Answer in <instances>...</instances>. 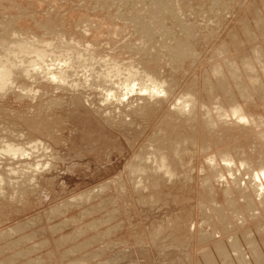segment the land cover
Returning <instances> with one entry per match:
<instances>
[{"label": "bare ground", "instance_id": "bare-ground-1", "mask_svg": "<svg viewBox=\"0 0 264 264\" xmlns=\"http://www.w3.org/2000/svg\"><path fill=\"white\" fill-rule=\"evenodd\" d=\"M151 1L153 2L154 0H95L93 4H90L91 7L88 5L89 3H86L87 5H85V3L82 2L85 5L84 7L88 6V9H85V11L92 9V12L90 13L91 10L89 12H84V14L88 13V15H82L80 19H78L79 17H76L78 21L73 19L75 23H73V21L67 22L65 20H61V16V19L59 20L58 18H55V10L58 12L55 6V14H52L54 17H47L46 19H49V22L43 21L42 23L40 22L41 20L39 21L38 19L36 20L32 17L34 15L33 13L28 19V14L32 11H30L29 8L27 9L25 6H23L25 8H21L22 3H16L14 0L16 7L26 9L27 12L24 11L21 13L19 10L9 7L8 5L7 10H11L12 8L15 11L13 12V15L11 14V16L7 13L9 20H3L4 22L1 20L0 22V30L2 29V32L0 33V102L6 104V102L14 97L15 101L19 103L18 105H20L23 110L17 111L12 109L10 110L11 114L0 115V220H10V215L12 214L10 211L15 209H11L13 204H22L24 207L30 206L32 202L31 197L38 195L41 188V179L45 180L47 173L55 169L58 162H62L61 160L63 159L62 157H59L58 148H60L66 140L64 132H66L67 121L57 110L63 109L66 98L65 96L70 95L72 96V99L79 101L80 99L81 101L83 100L82 102L88 104L92 108V111L109 127H124L127 125L133 126L132 124L135 123V119L147 120L151 116L150 113L155 112V108L160 106L162 101H171V98H174L175 95L173 87H171L169 83L164 80V69L167 65L166 62L169 61V57H172V59H175L177 62H182L186 59V57L192 58L193 47L191 45V39H193V36L191 33L190 35L188 34L186 38L184 35V39L177 38L179 39L178 42L180 40L182 41L179 42L181 45L179 47L171 45L172 41L169 35H174L172 34L173 30H171V23L172 21H175V24H173L174 27H181L183 22L180 21L179 18H185L188 13H192L195 9L194 5L196 4L193 3L196 1L171 0L174 4L173 8L170 10L172 13L170 12L171 15L165 17L162 14L163 11L167 12V10L163 1L161 4H158L161 1L159 0V2L156 0L155 2L158 3L157 6L154 4L155 8H153V4L151 5ZM214 1L215 0H213V2ZM226 1L227 0H223L225 3ZM230 1L232 0H229V2ZM234 1L239 2L237 0ZM69 2L66 3L67 6ZM72 2H77V0H73ZM223 2L220 3L224 4ZM262 2V8L264 9V1ZM72 5L69 4V8ZM76 5L74 4L77 8ZM150 6L158 12L161 11L162 14L157 13L158 16L156 18L153 17L154 15H152L153 18H146L148 13L147 11H152ZM1 7L2 6H0V8ZM51 7H53V5ZM82 7L83 5L78 8ZM109 7L111 9H109ZM195 7L197 6L195 5ZM228 7L230 8V6ZM101 8L103 10L106 9L107 12L108 8L109 15H106L105 11H103V15ZM192 8L193 10L191 11ZM210 8H212L211 4ZM129 9L131 10L130 12ZM10 10L9 12H12ZM52 10L53 8L51 11ZM66 10H64V13L62 14L64 17L66 15L65 13L68 11ZM82 10L83 9H81V11ZM95 10L99 13L89 15ZM1 11L2 16H6V8ZM81 11L80 13H82ZM227 11L225 13H227ZM259 12L260 11H258V14ZM23 13L25 14L23 15ZM60 13L61 12H58L56 16L59 17ZM80 13L78 12L77 14L79 15ZM223 15L224 14H222V16ZM38 16L34 15L36 18H38ZM8 17L6 19H8ZM31 17L33 20H30ZM261 17H264V15ZM40 18L41 17H39V19ZM118 18L121 21L118 20ZM67 19L70 18L67 17ZM260 20H258V22ZM222 22L224 23V20ZM262 24L261 26H263ZM10 26L14 28H11ZM177 29L179 30V28ZM185 30L188 32L187 29ZM254 37H256V35ZM256 39L258 38L256 37ZM226 43L220 47V50L218 49V55L230 52L231 49L229 48V45H227L230 43ZM257 48L256 50L259 49ZM263 51L264 48H261V50L259 49L256 53L260 52L262 54ZM230 55L231 54L229 53V56ZM235 56H237L236 59H239L238 54ZM261 56L260 61L263 62L261 66H255L254 61L257 58L252 59L257 56L248 57L251 58L250 60L253 61V64L251 63L250 65V63H246V67L244 66V63L242 64L245 67L243 69H246V71L244 70L242 72H244L247 76H242L244 74H242L240 70L241 76H239V73L236 74L238 70L233 72L236 67H233V70L231 69L229 62H232V57L229 58L230 60H228V66L231 69L229 74L233 75L235 79L230 75V77L234 79L232 80L234 82L229 83L228 80V83H233V89L240 88L245 94H247V92L251 94L253 87L256 90H263L264 55L262 54ZM240 57L242 58L241 55ZM236 59H234V62ZM220 60H222V58ZM220 60L218 58L217 61ZM215 61L216 59L214 62ZM243 61L248 62L245 60ZM243 61L240 62L242 63ZM218 63L216 62V64ZM222 63H224V66L227 64H225V62ZM241 63H239V65H241ZM216 64L212 66H216ZM220 65L219 68H214V71L210 69L214 72L213 76L217 80V87L215 85L213 87V81H211L212 77L210 76V72L208 70L206 72L209 73H206L204 80L209 81L210 84L205 85L203 82L205 87L204 89L206 90L205 94L201 91V89H199L198 83L193 81L194 84L191 82L192 85L190 84L191 86H189V88L187 87L174 98L171 109L162 118L157 129L155 128L156 130L154 134H152L150 138L148 137L149 139L146 143L144 142L145 144H142L140 149L132 158V162H130L127 166V179L124 174L121 173L112 180L98 184L88 191H84L82 194H77L72 199L70 198L71 201L67 202L64 206L59 207V205L58 208H52V210L47 212L49 214L47 217L49 218L48 221H51L53 217H55V219L58 217L63 219L61 221L58 220L60 222L57 221V224L55 223L56 225L52 224V222L48 224L51 235L61 233L66 227L76 225L75 229L72 230V233H66L65 230L63 235L62 233L60 234L61 238L57 239L56 242L59 250L62 246L64 247V245L66 246L68 243L79 241L78 239L84 237L80 240V244L77 243L78 245L74 244L71 247L69 246L67 251L62 252V258L64 257L63 259L72 255L78 256L84 249L96 244L104 245L102 242L106 238H109L108 240L110 242H107V244H110L104 246L103 248H97L98 250L93 253H88L90 254L89 256H87L88 254L86 253V256L80 255L81 257H76L75 260L71 261V264H94L98 258H101L104 253H106L107 250L113 249L116 245H129V243L131 244L130 246H132L133 243L136 245L143 244L146 246L152 244L153 247L155 246L159 248L162 247L161 241L163 238L166 239L172 237L180 246L185 247L187 244L188 234L184 232L185 228L182 224L183 222H181L178 218V220H171L167 224H155L150 231V236L146 235L147 237H142L141 231H135L133 233V236L135 237L133 242H131L126 236H123L121 240H112L113 235L121 228L120 226L114 224V221L117 219V214L119 212L123 213L124 211L125 214L128 215L129 208L132 206L134 207L132 204L134 195L138 198V201L136 200L137 204H149L151 206H155L161 201L160 196L163 186L169 183L175 184L177 182H181L187 188L192 185L196 186V188H199L197 198L199 203L203 201V196H207V199L208 195H210L213 199L208 198V200H213L212 202L215 204H217L216 202L220 196V194L217 193L222 194L223 192H221L220 189V192L217 190L219 186L222 185L223 188L224 186H230L228 187L229 189L226 188L225 192H223L222 196H220L222 199L219 200H226L228 196L225 198V195L232 194L231 192H233L234 195L236 194V196H238V200L241 199L245 201L244 203L247 204L246 207H248L247 209H250L252 215V212L254 211H264V206H261L264 204V133L261 130V133L255 131L256 128H262L264 125V111L260 110L261 106L258 107V109H255L256 106L254 107L253 105L256 101H254L253 98L254 103L251 105L253 102L251 101V97L256 98L253 93L245 96L246 101H249V105L247 104V106L244 99V101L234 102V96L236 97L238 95L237 92V94L234 92V96H230L232 97V103H230L231 101L228 102L229 98H226V100H228L227 102L230 103L227 107L228 104L224 103V98L222 99L224 90L221 91V95V93H219V89L217 88H220L222 85V88L225 87L223 79H225V77L229 74L228 71L226 74L223 70L225 67L222 66V64ZM235 65L237 66V64ZM242 65L241 67H243ZM203 75L205 76V74ZM202 77L199 78L201 79ZM241 77H249L248 80H251V83L246 84V79L241 80ZM256 85H258V88ZM213 88H216L219 92L216 90V93L214 90L215 92H213L216 94H213L211 92V89ZM231 93L232 92H230V94ZM225 94L227 93L225 92ZM241 94L239 97L242 96ZM260 96L258 98H260ZM243 102H245V105L242 104ZM260 102L262 103V101ZM5 104L4 107L6 106ZM65 105L67 104L65 103ZM3 110L7 111L6 108H3ZM6 113H8V111ZM256 130L259 131V129ZM249 132H255L254 135L258 136V139H255V136H253L252 133H250L252 136L248 134ZM241 135H250V138L254 137L253 141H257L254 143L252 139L248 138L249 136H246L248 138L247 140H250L252 142L251 144L254 146L249 144L248 141H245L243 144L248 143L249 146L246 147V144L243 145L246 147H244L243 150L241 148V144V146L239 145L240 147L237 145L233 147L232 145L234 143H231L232 145L228 146L229 149L227 148V150H225L226 152L222 151L223 153L217 155L216 152L218 151H213L214 147H220L222 146V143L224 144L226 142V145H229V143L235 139L240 142V139L238 140L237 137L240 138ZM238 142L236 143L238 144ZM222 148H224V146ZM200 154H204V156L201 157ZM199 156L202 158L200 159L202 162L196 166V160H198L197 158H200ZM260 159L262 160V163L260 162L261 164L257 162L258 160L260 161ZM244 172L251 175V178L249 177L250 181L248 182L245 180L248 186H246L245 191H242L240 182L244 181V179H242L244 176H240L242 180L239 181L240 177H238L237 174L246 175ZM217 184L220 185L216 188ZM232 184L238 185V187L233 189ZM246 184L244 183L243 188ZM231 196L229 197L230 200L233 198L236 201V196L232 198ZM259 197H263L261 202H259L260 200L257 201V198ZM183 200L184 202H189L191 199L186 198ZM235 201L232 202V204H234ZM207 203H205V207ZM244 203L242 202V204ZM238 206L233 207L232 212H234ZM220 207L222 208H216L209 205L208 210L211 214L209 213L210 215H208V212H202V214H205L202 217H206L204 222L209 224L213 223L214 225H223L224 220L226 221L224 215L229 218V215L226 214H228V210H231L232 208H230L229 205H225L227 209L221 205ZM246 207L245 210H247ZM262 208L263 210H261ZM206 209L207 208H204L203 211ZM71 210H74L76 213L74 215H70V217H64V220L63 216ZM238 212L241 213V211ZM235 213L236 212H234V214ZM247 213L250 212L247 210ZM262 214H264V212ZM45 215L47 216V214ZM244 215L245 214H243V218ZM230 216H232V213ZM245 217L246 218H244V220H247V217L249 216L247 215ZM261 217L262 215L260 218ZM37 219L38 218L31 220L29 223L36 224ZM88 219L91 221L87 222L86 220ZM215 219H217L219 223L214 222ZM258 219H256L257 221L252 219L257 222H254V224L246 222L251 226H249L250 228L247 231L242 229V232L240 230L242 234L238 233L240 231L237 232L235 230L236 236L237 233L241 234L236 237V240L232 237V233L230 234L232 236L228 235L229 237H232L229 238L230 240L234 238L233 242H223L221 239H217L218 242L213 240L215 243L214 245L210 242L212 244L211 247L206 244L205 249L203 247L202 252L199 251V256L196 257L197 262L199 264H219L221 262H226L228 258L232 257L231 254L233 255L234 253L237 256L236 259L234 258L236 260L234 262L235 264H264V231L262 228L263 225H259ZM6 221H4V223H6ZM263 221L264 220L261 221L262 223L260 221L259 222L263 224ZM24 224L26 225V223ZM24 224V228H22V226H18L19 228H16L15 225H13L14 227H9L10 231L6 233L4 231V234L6 235L0 239V241L10 239L8 240L10 243L0 247V256L3 257L8 250H12L14 247L19 248L22 245H27L29 243L32 245H29V248L22 249L18 253H14L9 258H6V256L4 258L1 257L2 259L0 258V264H13L19 258H24L25 255H34V253H39L43 248L48 249L49 245H51V241L49 239H43L35 242L37 232L35 234L30 233V231L29 233H25L24 231H27L30 228V225L25 228ZM213 224L210 225L212 226L210 229L211 231H215L216 226ZM228 224H233V226L235 225L234 221L233 223L230 224L229 222ZM228 224L224 227L226 229L227 227L229 229L232 228V225L229 226ZM220 225L216 227V231L221 230ZM237 225L239 226L236 222L235 226ZM244 225L246 226L247 224L244 222ZM203 226L207 228L206 224ZM219 226L220 228H218ZM226 229L224 230L226 231ZM233 229L231 230L235 232ZM237 230H239V228ZM203 231L195 229L194 232L197 236H199L201 234L198 235L197 233H202ZM211 231L208 232L206 238L211 236ZM216 231L212 234L217 235L218 232ZM228 231L232 232L230 230ZM22 232L25 234L18 237L17 235ZM91 232H93V234H91ZM222 233H220L221 236ZM203 236L204 235L202 234V237ZM199 238L200 239L197 237L196 241H201V237ZM209 239L212 238L209 237ZM209 239L207 241H210ZM225 239L227 240V237ZM205 240L206 239L204 238V241ZM204 241L202 240L200 243H203ZM207 241H205V243ZM11 244H14L15 246H11ZM248 246L250 247V249L248 248L249 251L251 250L250 253L254 255V258L251 256L253 258H251L252 261H247V259H245L246 253H243L245 251H242ZM47 256L52 257L53 252L50 251L47 255L44 254L39 257H35L27 264L43 263ZM59 256H61V253ZM246 258H248V256ZM100 261L104 262V264L112 262L99 259V262ZM97 262L95 264H97Z\"/></svg>", "mask_w": 264, "mask_h": 264}, {"label": "rangeland", "instance_id": "rangeland-1", "mask_svg": "<svg viewBox=\"0 0 264 264\" xmlns=\"http://www.w3.org/2000/svg\"><path fill=\"white\" fill-rule=\"evenodd\" d=\"M72 1L73 0H70V2H69V0H61V1L60 0H15L16 3H19V4L22 3V7L21 8H25L26 7L27 9L29 8L30 11H32L31 13L29 12L28 19H29V16H32V13H33L35 16L36 15L37 16L39 15V16H38V18L34 17V15L32 17L35 18L36 20L37 19L39 21L41 20L40 22H42V23H43V21L46 22V21L49 20V19L48 20L46 19L47 17H49V18L51 17L52 18V17H54L53 15L55 13L57 14L58 12H61L59 14V17H57L56 14H55V18H58V20L61 19V17H62L61 20H65L67 22H69V21L72 22L73 19H75V21L76 20L78 21V19H80V17L82 15L83 16H86V14L88 15V13L84 14V12H89L90 10H91L90 13L92 12V9L85 11V9H88V6L87 7H84V6L87 5L88 3H89L88 5L90 6V4H93L95 2V0H86V1L85 0L84 1L77 0V2H72ZM155 1L156 0H154L153 2L151 1L152 2L151 5L153 4L152 6H154V4H155V6H157L158 2H155ZM160 1H159L160 3H158V4H161L162 1H163V3L165 4L167 12L163 11V14H162L161 11L158 12L157 10L152 9V7L150 6V9L152 11L151 12L147 11L148 13L146 12L147 13L146 18H149V17L150 18H153V17L156 18L158 16L157 13H161L164 17L171 15L170 12L172 13V11H170V10L174 6L173 2H171V0H160ZM194 1H196V2H194L193 4L196 3L195 5L197 7H195V5H194L195 9L194 10H193V8L191 9V11L193 10V12L192 13L191 12L188 13L186 15L187 17L185 16V18L184 17L179 18L180 21L183 22L181 24L182 25L181 27L177 26V28H179V30L176 28V26L174 27V25H173V24H175V21H172V23H171V25H172L171 30H173L172 34H174L173 36L169 35L170 39L172 41L171 45L179 47V46H181L179 44V42H182V41L180 40L178 42L179 39H177V38H180V39L183 38L184 39V35H185V38H186V36L188 34L190 35L191 33H192V36H193V39H191V43H192L191 45L193 47L192 48V52H193V57L192 58L186 57V59L183 60L184 62L183 61L182 62H177L175 59L173 60L172 57L171 58L169 57V61L166 62L167 65H166V67L164 69V80H166L169 83V85L171 87H173L174 95H175L174 98L176 96H178L184 89H186L187 87L189 88V86L192 85L191 82H193V81L198 83L199 89H201V91L205 94L206 90L204 89L205 88L204 87V83H205V85H209L210 84L209 81H205L204 80L205 77H206V73H207L206 71H208V70L210 72V73L209 72L208 73L212 77L211 81H213V83H212L213 87H214V85L217 87V80H216V78H214V76H213L214 72H212V71H214L215 70L214 68H216V67L219 68L221 66L220 64H222V66H224L223 65L224 63H222V62H225V64L227 63L224 66L225 68L223 67L224 68L223 70L226 72V74H227V71H228V74H229L230 73L229 71H231V69L233 67L234 68L235 67L238 68L240 66L239 67L240 69L239 68L238 69H236V68L234 69L233 68L234 69L233 72H236L238 70V72H236V74L239 73V76H241L240 75V71L241 72L244 71V70L246 71V69H243V68L246 67L245 64L246 63H250V65H251V63L253 62L252 60H250L251 58H248L249 56L250 57L257 56V57H254L252 59H256V58L258 59V56H259L258 61H259L260 64L258 63V61L256 59L254 61L255 62V66H261L262 63H263L262 61H260L261 60L260 58L262 57L261 56L262 54L264 55V51H263L262 54L260 53L261 51L259 53H256V51H258L259 49L261 50V48L262 49L264 48V17H261V16L264 15V9L262 8L263 7L262 6V3H263L262 1H264V0H237L239 2H235L234 0L229 2V0H227L228 2L226 1V3L223 2V0H218V2H217V0H215L216 2L215 1L213 2V0H210L211 2L209 0H202V1L201 0H194ZM197 1H198V3H197ZM199 1H200V3H199ZM13 2H14V0H11V1H9V0H7V1L6 0L5 1L4 0H0V3L2 4V5L0 4V6H2L0 8V11L4 10L6 8V11H5L6 16H2V14H1L2 11L0 12V15H1L0 16V22H1V20L2 21L3 20H6V21L9 20L8 14H10L9 16H11V14L13 15L14 14L13 12L15 11L14 9L19 10L21 13L26 11V9H20V8L16 7L15 6V2L14 3ZM68 2H69L70 5H72L73 3L75 5L78 2L79 3L76 5L77 8L74 6V4L69 8V4H68V6L66 5V3H68ZM82 2L85 3V5ZM191 2H193V1H191ZM220 2L221 3L223 2L224 4H221ZM46 3H47V5L51 4V5L48 6L49 8L46 7L47 6ZM79 4H80V6H79ZM197 4H199V5H197ZM210 4H211L212 8H210ZM225 4L230 6V8L228 6H226ZM235 4H236V6H235ZM8 5H9V7L14 8V9L11 8V10L9 9L12 12H9V10H7L8 9L7 8ZM52 5H53V7H51ZM82 5H83L82 8H78V7H81ZM201 5H203V6H201ZM23 6H25V7H23ZM54 6L56 7L58 12H56ZM155 6L153 8H155ZM33 7H35V8H33ZM200 7H202V8H200ZM50 8L51 9L53 8V10L51 11ZM71 8L75 9L76 11L72 10ZM69 9H71V10H69ZM81 9H83V10L81 11ZM109 9H111V8L109 7ZM109 9L107 8L108 12L106 11V9L103 10L102 8H101L102 11L99 10V9H97V10L101 11L103 15H104L103 11H105L106 15H107L109 13ZM130 9H129V12L131 11ZM227 9H228V11H227ZM258 9H260V10H258ZM54 10H55V13H54ZM64 10H66L69 13L68 14L65 11L66 12L65 14L67 15V16L65 15L66 18L62 15L64 13ZM78 10H80L82 13H80V11H78ZM97 10H95L92 14H89V15H94V13L95 14L99 13V12H96ZM225 10L227 11V13H225L226 12ZM69 11L70 12L72 11V12L70 13ZM77 11L80 13L79 15L77 14L78 13ZM153 11L156 13V16H155V13ZM202 11H203V13H202ZM258 11H260L259 14H258ZM149 12H150V14H149ZM205 12H206V14H205ZM25 13H23V15ZM49 13H50L51 16L49 15ZM70 14H73V15H70ZM189 14H191V15H189ZM222 14H224V15L222 16ZM3 15H5V14H3ZM47 15H49V16H47ZM152 15H154V16L152 17ZM69 16H71V17H69ZM7 17H8V19H6ZM32 17L30 18V20L32 19ZM39 17H41L44 20H42L41 18L39 19ZM67 17L70 18V19H67ZM76 17L77 18L79 17V18L76 19ZM118 17H120V16H118ZM224 17H225L226 20L224 19ZM2 18H4V19H2ZM220 18H222V19H220ZM118 20H120V19L118 18ZM218 20H219V22H218ZM221 20L222 21L224 20V23ZM258 20H260V21L258 22ZM262 20H263V24H262ZM75 21H73V23H75ZM62 22H64V21H62ZM158 23H160V22H158ZM192 23L195 24V25H193ZM261 24L263 26H261ZM12 26H10V27L14 28ZM243 27H245V28H243ZM185 29H187L188 32H186ZM1 32H2V29L0 30V33ZM180 34H181V36H180ZM251 35H253V36H251ZM255 35H256V37L258 39H256V37H254ZM169 36H167V37H169ZM224 42L225 43L227 42V43L231 44V46H230V44L226 43L227 45H229V48L231 49L229 53L232 56L234 55L233 57L231 55L229 56L228 52L225 53V54L218 55L220 47L223 44H225ZM234 44L236 45V48H235ZM253 47H255V48H253ZM256 48L258 50H256ZM213 52H214V54H213ZM237 54L239 56V59L238 58L236 59L237 56H235V55H237ZM168 55H170V54H168ZM240 55L242 56L243 59L240 57ZM224 57H225V59H224ZM230 57H232L231 58L232 62L228 61V60H230L229 59ZM214 58L216 59L215 62H214V60H215ZM218 58H219V60L222 58V60H224V61H222V60L217 61ZM234 59H236L235 62H234ZM239 60L240 61L245 60V61H248V62H244L243 61L241 63ZM212 62L215 63V64H216V62L217 63L219 62V63L216 64V66H212V65H215ZM228 62H229V66L231 65L230 66L231 69L228 66ZM232 63H233V65H232ZM239 63H241V65L244 63L245 67L243 65H242L243 67H241V65H239ZM235 64H237V66ZM225 69H227V70H225ZM203 74H205V76ZM242 74H244V72H242ZM202 75H203L204 78L202 77ZM230 75L231 74H229L226 77L224 76L225 79H223V83H225V84L228 83V80H229V83L234 82V81H232V80L235 79L234 76L231 75L234 78L233 79L232 77H230ZM242 76H247V75L244 74ZM199 77H202V78L200 79ZM241 78H242L241 80L246 79L245 80L246 84H250L251 83V80H248L249 77L248 78L241 77ZM194 82H193V84H194ZM260 82L263 83L262 81H260ZM197 83H195V84H197ZM229 83L227 85L224 84L225 87H223V88H222L223 85L220 86V88H217V89H219L220 92L216 88L211 89V92L213 94H216L217 91H218L222 95L221 91L224 90L227 94H225V92L223 91L224 94L222 95V99L224 98V103L228 104L227 107L230 105V103H232V101H231L232 99L231 98L234 96V92L238 93V95H237L238 97L234 96V98H233V100L235 99L234 102H236V101H244L245 100L246 103L243 102L242 104L245 103L246 105L247 104L249 105V101L248 102L246 101V99H245L246 97L245 96L247 94L251 95L253 93L256 96V98L250 96L251 97V101H253V99H254V101H256V102L259 101V102L258 103L255 102L254 103V101H253L251 103V105H253V103H254L253 106L254 107L256 106L255 109H258V107L261 106L262 108L260 107V110L264 111V106H263L264 105V102H263V98H264V88L263 87L264 86L263 87L260 86L261 88H263V90L261 89L263 92L260 91V90H256L253 87L251 94L248 93V92H247V94H245L244 92L241 91L240 88H236V89L234 88L233 89V86H232L233 83L232 84H229ZM263 85H264V83H263ZM256 86L258 88V85H256ZM228 88L230 89V91H229ZM214 90L215 91L217 90L216 93H214L215 92ZM253 90H256V91H253ZM228 92H229V94H230V92H232V93L229 95ZM261 92L263 93V96H262ZM239 93L240 94L242 93L241 97H239L240 96ZM257 93H259V94H257ZM230 96H232V97H230ZM259 96H260L261 99L258 98ZM65 97H66L65 98V103L67 105H65V103H64L63 109H58L57 110V111H59L62 114L64 119L67 121L66 132H64V137H65V139L67 141L65 140L63 145L60 146V148H58L59 155H60L59 157L60 158L62 157V159H63V160H61L62 162L61 163L58 162L56 168L53 169L51 172L47 173V175L45 177V180L41 179V181H42L41 188H40V190L38 192V195H35V196L31 197V201L32 202H31L30 206H25L24 207L22 204H18V205L17 204H13L11 209H13V208H15V209H13V211L12 210L10 211V212H12V214L10 215L11 216L10 220L9 221H6L5 219H2L3 221L0 220V230H1L0 231V236H1L0 239L5 237L6 234H4V231H5V233L10 231L9 230L10 226L14 227L13 225H15L16 228L18 226H22V228H24L23 224L26 223V225L24 224L25 228L28 225H30V228L27 230L28 232L25 230L24 231L25 233H29V231H30V233L35 234L37 232V235H36L37 238H36V240L34 239L35 242L36 241H41L43 239H49L51 241V245H49L48 249L43 248L42 250H40L39 253H36V254L34 253V255L30 254L31 256L30 255L29 256L25 255L24 258L23 257L19 258L13 264H20V263L21 264H27L28 262L32 261L33 258L39 257V256L44 255V254L47 255L50 251L53 252V256L52 257L51 256H47L45 258L46 260L43 263H40V264H69V263L71 264V261L75 260L76 257L77 258H78V256L81 257L80 255H82V256L85 255L86 256L88 253H93V252L97 251L100 247L103 248L104 246L110 244V243L107 244V242H110V241L108 240L109 238H106L102 242V243H104V245L103 244H101V245L96 244L94 246H91V247H88V248L84 249L82 251V253L80 255H78V256L77 255H75V256L72 255V256H70L68 258L63 259L64 257L62 258V254H63L62 252L67 251L69 246L71 247L74 244L78 245L77 243L80 244V242H81L80 240L83 239L84 237L81 238V239H78L79 241H74V243L73 242L68 243V244H66V246L64 245V247L62 246L61 249L59 250L57 248L58 246H57L56 242H57V239L61 238L60 234L62 233V235H63L65 230H66L65 231L66 233H72L73 232L72 230L75 229L76 225H72V226L66 227L61 233H58V234H55V235H53V234L51 235V233L49 231V228H48V224L50 222H52V224H55V223L57 224L58 220L61 221L63 219L61 217H58L60 219H58L57 217H56L57 219H55V217H53V219L51 221H48L49 218H47V217H48L49 214L47 212L52 210V208H55V207L58 208L59 205H60L59 207L64 206L65 204H67V202L71 201V199L74 196H76L77 194H80V193L82 194V192L88 191L89 189L97 186L98 184H102V183H104L106 181L112 180L113 178L117 177L121 173H123L125 178L127 179V174H126L127 166L130 164V162H132V158L137 153V151L140 149L142 144L144 142L146 143V141L152 136V134H154V132L157 129V127L159 126L162 118L171 109V106H172V103H173L172 101L174 100V98L171 96L172 97V98L170 97L171 101H162L160 106H157L155 108V112H151L150 113L151 116L147 120L146 119H135L136 125L134 123V124H132L133 126L127 125V126H124V127H121V126H119V127L118 126L117 127L116 126L115 127H109L102 119L99 118V116H97L92 111V108L88 104L82 102L83 100L81 101V99H80V101H79V100H76V99H72V96H70V95H67ZM226 98L227 99L229 98L228 99L229 101L226 100ZM239 98H242V99H239ZM225 100H226V102H225ZM227 101L228 102L231 101V102L228 103ZM260 101H262V103ZM4 104L0 102V108L2 109V110L0 109V111H1L0 115H8L10 113V110H12V109L13 110H17V111L18 110L19 111L23 110V108H21L20 105H18L19 103L17 101H15L14 97H12L8 102H6V104H5L6 106L5 107H4ZM255 104H257V105H255ZM3 108H6L8 113H6L7 111L3 110ZM2 112H4V113H2ZM263 127H264V125L262 126V128L261 127L256 128V129H259V131L256 130V129H255V131H257L258 133H261V131H262L264 133V131H263L264 128ZM250 133H252V135L255 136V139L258 137L256 135H254L255 132H249L248 134H250ZM250 135H245V136L241 135L240 138L237 137L238 140L240 139V142H238L235 139V140H233L231 142L227 141V142H230L229 145H226V142L224 143L225 145L222 143V146H220L221 150H220V147L217 146V147H214L213 151H215V152L218 151V152H216L217 155L220 154V153H223L222 151L226 152L225 150H227L228 146L232 145L231 143H234L232 145L233 147L235 145L239 146L241 144L242 146L241 145L240 146H241V148L243 150V148L245 146L248 147L249 144L252 143L250 140L249 141L247 140L248 138L252 139V141H253L254 137L250 138ZM246 136L247 137L249 136V137L247 138ZM62 137H63V135H62ZM242 137L245 138L246 140L243 139ZM245 141H248L249 144L248 143L247 144L246 143L243 144V142H245ZM255 141H257V140H254L253 142L255 143ZM236 142H238V144ZM243 145H245V146H243ZM251 145H253V144H251ZM223 146H224V148H222ZM256 148H257V145H256ZM204 154H200V156L202 157V156H204ZM201 157L197 158L198 160H196V166H198V164H201V162H202V160L200 161V159H202ZM257 162H259V164H261L262 160L260 159V161L258 160ZM245 174L246 175H240L239 173L237 174L238 177H240V176L243 177L244 176V178H242V179H244V181H241L242 180L241 177L239 178L240 179L239 181H241L240 182V186L242 188V191H245L246 186H248L246 183L248 181H250V178H251V175H249L248 173H245ZM245 180H247V182ZM244 183L246 185L243 188ZM219 185L220 184H217L216 188ZM228 187H230V186H226V187L224 186V188H223V186L220 185L217 190L219 191V189H220L221 192L222 191L225 192L226 188L229 189ZM237 187H238V185L232 184V188L233 189L237 188ZM198 190H199V188L198 187L196 188V186H193V185L190 186L189 188H187L181 182H177L175 184L169 183V184L163 186V189L161 191V196H160L161 197V201H160L159 204H157L155 206H151L149 204L148 205L147 204L146 205H141L139 203L137 204L138 198H137L136 195L133 194L134 195V199H133V203L132 204L134 205V207L132 206L131 208H129L128 215H126L124 211H123V213L119 212L117 214V219L114 221V224L120 226L121 228L118 231H116V233L112 237V240H114V241L115 240L116 241L117 240H121L123 238V236H126V237H128V239L131 242H133L134 238H135L133 236V233L135 231L139 230V232L141 231L142 237H144V236L147 237L148 235L150 236V231L152 230V228H153V226L155 224H158V223L167 224L171 220L180 219L181 222H183L182 224L184 225V228H185L184 232L188 234V236H187V244L185 245V247L180 246L172 237H171L172 239L171 238H166V239L163 238L162 241H161V246L162 247H159V248H157L155 246L153 247L152 244H149L147 246L143 245V244L136 245L134 243L132 244V246H130L131 245L130 243H129V245L128 244L127 245H116L113 249L107 250L108 252L106 251V253H104V255L101 258H98V260H96V262L97 261L99 262V259H101L103 261H112L109 264H197L198 262L196 260V257L199 256L198 255L199 251L202 252V248L203 247L205 249L206 244H207V246L210 245V247H211V245H212L211 243H213V245L215 244L213 242V240L215 242L216 241L218 242V240H220V239L223 242H226V241L227 242L228 241L233 242L234 238L236 240V237H238L239 235L242 234L241 233L242 229L244 231L245 230L247 231L250 228L249 226H251V225H249L250 222L252 224H254V222H255L254 220L258 219V217H259V219H261V220L258 219V223H259L260 226L263 225L262 228H263V231H264V221H263V224H261L262 223L261 221L264 220V214H262L264 211H254V212H252L253 215H254L253 216L251 214L250 209H247L248 207H246L247 204L244 203L245 201L241 200V199L238 200V196H236V194L234 195L233 192H231L233 195L232 194L225 195V198H227V196H228V198L226 200L223 199L222 201L219 200V199H222V197H220V196H222L223 192H222V194L221 193H217V194H220V196H219L220 198L218 197V201L216 202L217 204L213 203L212 202L213 200H210L211 198L213 199V197H211L210 195H208V198H210L209 200H208V198L206 199L207 196H203V199L201 198L203 201L200 202V203H202L204 205L203 206L197 200V198H198ZM203 195H205V194H203ZM230 196H231V198L236 196L235 197L236 201L233 198L230 200V198H229ZM180 198H182V199H180ZM186 198L187 199L190 198L191 200L189 202H184L183 199H186ZM262 199H263V197H259V198H257V201L260 200L259 202H261ZM207 201H208V203H207ZM220 201H221V204H220ZM231 201L232 202L235 201V203L232 204ZM197 202H198V205H197ZM229 202H231V203H229ZM242 202L244 204H242ZM205 203H207L206 207H205ZM213 204H215V205H213ZM224 204L225 205H229V207L232 208V209L231 210L229 209L230 212L228 210V214H226V215H229V218H228V216L224 215V218L226 219V221L224 220V224L223 225L218 224V225L221 226V230L217 229L219 231H216V227L218 225H214L213 223H210V224L209 223H205L204 221L206 220L205 219L206 217L204 218L202 216H204L205 215L204 213H207V212H208L207 213L208 215L211 214L210 211L208 210L209 205L210 206H214L216 208H218V207L222 208V207H220V205H221V206H224V208H226L227 206L225 207ZM237 204L238 205L242 204V205L238 206ZM200 205H201V207H200ZM243 205H244V207H243ZM202 206L204 208H207V209L203 211L204 208ZM235 206H238V207H236V210H234V212H236L234 214V212H232V211H233V207H235ZM261 206H264V204H262ZM111 207H113V206H111ZM120 207H118V208H120ZM245 207L250 213H247V210H245ZM20 209H21V211H20ZM261 210H263V208ZM238 211H241V213H239ZM202 212H204V213L202 214ZM75 213L76 212L74 210H71L70 212L67 213L68 215L65 214V216H63V218L64 217L67 218V216L70 217V215H72V214L74 215ZM231 213H232V216H234V217L230 216ZM260 213H261L263 218L262 217L260 218V216H261ZM45 214H47V216ZM243 214H245L244 218H246L245 216H247V215L249 217H251V218L247 217V220L245 219L246 220L245 221L244 218H243ZM257 214H259V215H257ZM255 215H257V216H255ZM35 218H38L37 222H36L37 225L33 224V223H32L33 224L32 225L31 223H29L31 220H33ZM65 218H64V220H65ZM230 218H231L232 221L230 220ZM237 219L238 220L241 219V220L238 221ZM252 219H254V220H252ZM215 220H214V222L217 223L218 222L217 219H215ZM4 221H6V223H4ZM60 221H58V222H60ZM86 221L90 222L91 220L88 219ZM219 221L221 222L220 219H219ZM233 221H234L235 225H236V222H237V224H239V226L237 225L239 230H237L238 229L237 226H235V225L233 226V224H231V223H233ZM229 222H230V224L232 226L228 224ZM244 222L248 226L247 225L245 226ZM246 222H248L249 224L246 223ZM204 223L207 225V228L205 226H203V225H205ZM255 223H257V222H255ZM211 224L216 226L215 227V231L216 232L219 233L221 231L220 233L223 232L226 235L223 234V233H222V236H221L220 233H219L220 236L218 235V233H217V235L216 234L213 235L212 233L213 232L215 233V231H213V230L211 231L210 230L211 227H212V226H210ZM226 224H228L229 226L232 227L230 229L227 227L228 230L232 231L231 229H233V227H234L233 230L234 231L236 230L237 232L241 230L240 232H238V233H241V234L237 233V236H236V231L235 232H233V231L229 232L225 228L227 226ZM195 226H196V228H195ZM220 226L218 228H220ZM5 227H7L8 229L5 228ZM46 228L48 229V231H47ZM199 228L200 229L202 228V229L200 230ZM4 229H7V230H4ZM195 229H197L199 231H203V230L204 231L202 233H197L198 235L201 234V235L197 236L195 234V232H194ZM224 229H226L227 233H226V231ZM210 231H211V236H209V237H211L212 239H209V237L206 238L208 232H210ZM24 232L19 233V235H17V236L21 237L22 234H25ZM231 233L233 234V236L230 235ZM91 234H93V232H91ZM202 234L204 235L203 237H202ZM209 235H210V233H209ZM228 235L234 237L233 239H231L232 241L229 239V238H232V237H229ZM197 237H198V239H200L199 237H201V241L197 240L198 241L197 242L196 241ZM226 237H227V240L225 239ZM204 238L206 239L205 241H207L208 239L210 241H207L205 243ZM8 240H10V239H6V240L4 239V241L1 240L2 242L0 241L1 242L0 243V247H2L3 245H8L10 243ZM202 240L204 242L200 243V242H202ZM4 243H6V244H4ZM197 243H198L199 246L197 245ZM29 245H30V243L27 244V245H22L19 248H15L14 247L12 250H8L9 252L7 251L3 255V257L0 256V258L1 257L4 258L5 256H6V258H9L14 253H16V252L18 253L22 249L29 248L32 244L30 246ZM11 246H15V245L11 244ZM195 247H196V251H195ZM55 248H56V251H55ZM248 248L250 249V247L248 246V247H245L244 250H242V251H245L243 253H246L245 254L246 257L248 256V258H246L244 256L245 259H247V261H250V260L252 261V259L254 258V255H252V253H250L251 250L249 251ZM60 253H61V256H59ZM89 255L90 254H88L87 256H89ZM231 256L232 257L228 258L230 260L227 259L226 262H221V263H224V264L225 263L226 264H235L234 262L236 261L235 259H236L237 256L234 253H233V255L231 254ZM251 256H253V258ZM29 259H31V260H29ZM98 262H97V264H104V262H102V261H100L99 263ZM229 262H231V263H229ZM221 263H219V264H221ZM36 264H39V263H36Z\"/></svg>", "mask_w": 264, "mask_h": 264}]
</instances>
